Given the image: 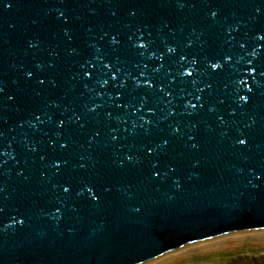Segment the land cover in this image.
Returning a JSON list of instances; mask_svg holds the SVG:
<instances>
[{"label": "water", "instance_id": "1", "mask_svg": "<svg viewBox=\"0 0 264 264\" xmlns=\"http://www.w3.org/2000/svg\"><path fill=\"white\" fill-rule=\"evenodd\" d=\"M14 3L0 8V264H148L264 230V0Z\"/></svg>", "mask_w": 264, "mask_h": 264}, {"label": "snow or ice", "instance_id": "2", "mask_svg": "<svg viewBox=\"0 0 264 264\" xmlns=\"http://www.w3.org/2000/svg\"><path fill=\"white\" fill-rule=\"evenodd\" d=\"M14 6H15L14 0H0V8H2V9H5V10H6V9H8V8H10V7H14ZM176 6H177V8L182 9V8L185 6L184 0H176ZM57 11L60 12L59 9H57ZM129 14H130V15H134L135 13H134V11H130ZM215 15H216V13H215V12H212V16L215 17ZM63 16H64V13H63V12H60V17H63ZM60 17H58V18H60ZM65 22H66V21H65ZM10 27H11V25H10ZM65 36H66L68 39H71L69 33L65 32ZM259 38H260V39H264V32L259 33ZM111 43H112L113 45H116V44L119 43V41H118L117 39L113 38L112 41H111ZM28 47H29V48H33V47H35V45L31 42V40L28 41ZM139 47L142 48V47H144V45H143V44H140ZM241 47H243V45H241ZM73 51H74V49H73ZM174 51H175V50L172 49V48L169 49V52H174ZM255 52H256V49H253V54H255ZM181 59H183V56H181ZM85 63H88V62L86 61ZM35 67H36L37 69H40V68H41V65L37 64ZM48 67H51V64H49ZM104 67L107 68L108 65H104ZM216 67H217V65H216L215 63H213V64H212V68H216ZM253 70H254V69L251 68V71H252V72H253ZM105 75L107 76V74H105ZM188 75L191 76L192 73L189 72ZM257 75H258L259 77H261V78H264V67H262V68L257 72ZM25 76H26L27 78H32L33 73H32L31 71L26 72V73H25ZM77 76L79 77V79H80L81 81L84 82V88H86V89L89 88L88 82L93 80V74H92L91 71H90V67H89V68H85L83 65H81V71H80L79 73H77ZM46 79H47V78H46ZM116 80H117L116 75H112V76H111V81L113 82V86H115V81H116ZM252 81H253V84H256V82H257L255 79H253ZM96 83L99 84V87H100V88H104V86L107 85V84L109 83V80H108L107 78H105L103 81H100L99 79H97V80H96ZM243 83H244V87L248 88V92H251L252 89L248 86V83H247V82H243ZM36 84L39 85V86H41V87H43V86L45 85V79H41V78L37 77V78H36ZM47 84L50 85V86H52V87H55V84H54L53 81L50 80V79H47ZM122 86H123V85H121V87H122ZM208 87H211V85H209ZM2 91H3V89H0V92H2ZM201 91H203V89H201ZM7 99H8V100H11L12 97L9 96ZM199 99H200V98L197 97V100H199ZM239 99H240L241 101H244V102L246 101L244 95L239 96ZM117 107H119V105H117ZM191 107H192L193 109H195V108H196V105L192 104ZM90 110H94V109H90ZM209 111H212V109L210 108ZM73 115L75 116V114H73ZM109 115H110V114H109ZM61 116H63L62 113H61ZM34 118H35V120H36L38 123H44V121L41 120V117H40L39 115H36ZM79 119H80L79 116H75V118L72 120V122H73V123H76ZM48 120L51 121V117H48ZM221 122H223V121H221ZM64 123H65L64 119H58V120L56 121L55 124H56V127H57V128H61V127H63ZM80 127H83V125L81 124ZM174 131H175V130H174ZM97 135H98V134H97ZM112 139L115 140L116 137L113 136ZM188 139L191 140V139H193V137H192V136H189ZM236 139H237V143H238L239 145H245V143H246V139H245V138L237 137ZM54 143H55L56 145H58V147H59L60 149H64V148L66 147V144H65V143H61L59 140H56ZM89 143H91V140L89 141ZM164 143L166 144L167 141L165 140ZM192 147L195 148L196 145L193 144ZM30 150H31L32 152H35V151H36L35 146H33ZM152 152H153V149H152L151 147H149V148L147 149V155L150 157V156L152 155ZM3 155H4V153L0 152V156L3 157ZM39 159H40L41 161H44V160H45V156H44V155H41V156L39 157ZM126 159L131 160L132 157L129 155V156L126 157ZM5 163H7L6 160H0V164H5ZM79 166H80L81 168L84 167L83 164H80ZM48 167L55 169L56 172H59V171L61 170V162L58 161V160L51 161V162L49 163ZM170 171H171V169H170ZM150 172H151V174H152L153 176H157V175L160 174L159 169L157 168V166H156L155 163L152 164V167H151V169H150ZM42 175H44V174L42 173ZM256 179L259 180L260 178H259V177H256ZM56 186H57V185L53 184V188H55ZM59 187H60L61 191H62L63 193H65V194H69V193L72 191V187H71L70 184H69L68 186H65V184H60ZM86 190H87V191H92L91 188H88V189H86ZM103 190H104L105 192H107V191H109L110 189L107 188V187H105ZM77 194L79 195V193H77ZM96 199H97V196H96V195H92V196H91V200L95 201ZM0 210H2V209H0Z\"/></svg>", "mask_w": 264, "mask_h": 264}, {"label": "rangeland", "instance_id": "3", "mask_svg": "<svg viewBox=\"0 0 264 264\" xmlns=\"http://www.w3.org/2000/svg\"><path fill=\"white\" fill-rule=\"evenodd\" d=\"M263 231L228 235L230 237L242 236L232 242L230 246L215 245L209 249L198 247L200 244L209 241L207 240L183 247L182 250L187 249L181 252L183 254L162 264H264V237L255 235ZM181 249L171 252L167 256L175 254Z\"/></svg>", "mask_w": 264, "mask_h": 264}, {"label": "bare ground", "instance_id": "4", "mask_svg": "<svg viewBox=\"0 0 264 264\" xmlns=\"http://www.w3.org/2000/svg\"><path fill=\"white\" fill-rule=\"evenodd\" d=\"M255 235H260L262 237H264V231L261 232V233H256ZM240 237H242L241 235H237L235 237H230V236H220V237H217V238H214L212 240H209L205 243H202L200 244L198 247H201V248H211L212 246H215V245H227V246H230L232 244V242H234L236 239H240ZM187 249H184V250H179L177 253L175 254H172V255H165V256H162L160 257L159 259H156L155 261L151 262V263H148V264H162L166 261H169L171 260L172 258L176 257V256H179L180 254H183L181 252L183 251H186Z\"/></svg>", "mask_w": 264, "mask_h": 264}]
</instances>
